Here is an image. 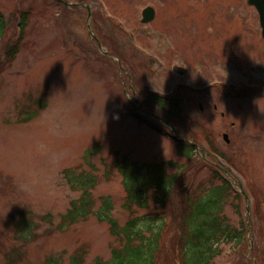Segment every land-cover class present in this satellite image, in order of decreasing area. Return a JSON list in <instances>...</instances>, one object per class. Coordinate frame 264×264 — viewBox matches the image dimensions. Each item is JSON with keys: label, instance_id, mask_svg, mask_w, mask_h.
I'll list each match as a JSON object with an SVG mask.
<instances>
[{"label": "rangeland", "instance_id": "obj_1", "mask_svg": "<svg viewBox=\"0 0 264 264\" xmlns=\"http://www.w3.org/2000/svg\"><path fill=\"white\" fill-rule=\"evenodd\" d=\"M79 1L96 13V23L89 22L93 33L98 32L106 47L118 49V55L97 51L85 26L84 10L65 8L55 0H0L5 23L0 38V264H41L58 255L66 264L79 248L86 253L85 264H93L97 258L109 261L111 251L120 248L107 224L94 216L57 230L59 217L81 196L64 179L66 170L96 176L95 211L100 198H109L111 217L119 226L132 217L159 215L169 236L155 264L180 260L172 209L189 195H206L222 177L234 189L228 193L223 216L236 231L246 229V224L251 230L239 245L220 244L221 254L212 264H264V42L256 12L245 1L239 5L238 0H218L233 19L232 27L226 42L210 36L205 44L203 37L194 36L198 34L191 20L195 12L187 0ZM150 3L157 5L158 17L144 25L141 13ZM192 5L206 12L218 9L213 0H195ZM23 15L21 40L10 62L5 54L19 36ZM231 39L240 46H233ZM236 56L240 86L211 89L212 99L220 103L219 112L226 114V126L232 128L234 123L235 135H229L226 144L218 137L220 116L207 113L208 103L195 99L196 90L204 94V85L196 82L201 80L199 74L203 80L210 71L228 68ZM177 65L190 71L186 80L178 81L171 73ZM179 85L186 92V120L172 118L175 113L166 114L155 103L164 99L175 107L174 90ZM124 91L144 111L165 118L179 137L183 128L212 134L219 153L231 158L232 178L204 163L198 152L189 161L182 158L169 128L137 112ZM31 112L35 115L26 121ZM125 158L139 165H165L166 173L177 179L164 215L153 205L148 211L123 209L125 193L116 163ZM236 181L250 200L247 216ZM21 225L31 227L35 236L31 242L15 238Z\"/></svg>", "mask_w": 264, "mask_h": 264}, {"label": "trees", "instance_id": "obj_2", "mask_svg": "<svg viewBox=\"0 0 264 264\" xmlns=\"http://www.w3.org/2000/svg\"><path fill=\"white\" fill-rule=\"evenodd\" d=\"M26 15L20 19V34L23 31ZM5 32V23L0 15V38ZM21 40V37L18 41ZM18 46L9 49L7 61L17 54ZM155 99V98H153ZM158 109L174 112L173 106L164 99L155 100ZM168 109V110H167ZM34 112L27 115L31 120ZM173 116L172 118H174ZM179 155L191 159L192 149L179 144ZM172 168L173 165L168 164ZM116 168L122 177V186L125 193L123 209L148 211L151 205L159 208L163 214L165 205L171 200L174 184L177 179L166 173L165 165L142 164L123 159L116 163ZM63 177L73 191H79L78 200L70 203L69 209L59 217L58 231H64L77 222L94 216L99 223H106L109 233L120 242V248L111 251L109 261L97 258L93 264H155L158 253L165 248L166 238L169 236L167 225L159 221V215L152 218L148 215L129 218L123 226L111 217L113 204L109 198H100V208L95 211V199L92 191L97 185L94 174L66 170ZM218 185H212L207 194L201 197L189 195L177 209H172L176 223L177 236L175 243L180 260L178 264H212L220 256V244H241L244 241L246 230L244 226L238 232L228 225L222 214L228 193H232L230 184L222 177L217 178ZM48 218L50 215L47 216ZM31 227L21 225L15 233V238L24 242L34 239ZM86 253L81 248L69 256L66 264H85ZM14 262V259H11ZM41 264H64L61 255L47 258Z\"/></svg>", "mask_w": 264, "mask_h": 264}, {"label": "flooded vegetation", "instance_id": "obj_3", "mask_svg": "<svg viewBox=\"0 0 264 264\" xmlns=\"http://www.w3.org/2000/svg\"><path fill=\"white\" fill-rule=\"evenodd\" d=\"M192 1H195V0H187L189 6L191 7V12H195L194 16H191V20L193 23V28L196 29L198 34H195L194 36L203 37L205 44L210 43V41H209L210 36L214 37V38L217 36H220V37H222L223 42L224 41L226 42L225 38L228 35V33H230V27H232L231 23H232L233 19L229 20V18L231 16H229V14L227 12H224L222 6H220V4L218 3V0H213L216 3V6L218 9L212 7V10L210 9L207 12H206L205 8H202V6H200L196 10L195 7L192 5ZM244 1H246V0H238L239 5H240V3L243 4ZM81 4H85V3H83V2H81L79 4H75V3L72 4L71 3V6L72 7L79 6L80 7L79 9L84 10V8H82ZM69 5L70 4H67L66 7H69ZM148 7L156 8V14L158 17L157 5L150 3L148 5ZM251 9H253V8H251ZM203 12L208 13L207 19L209 20V18H210V24H209L208 20L203 18V16H202ZM95 14H96L95 12H92V16H93L92 22L93 23H96V15ZM173 14H178V11L173 9ZM205 17H206V15H205ZM94 30L96 31V29H94ZM176 30H177V28H176ZM97 33L96 34L93 33L97 37L98 42L100 43V45H98V44L96 45L97 51L99 53L104 54V55L118 54L119 50L118 49L114 50L113 47H106L108 44L102 38L100 39V36H99V34L97 35ZM129 37L131 39V35ZM230 43L233 46H236V45L240 46V42H238V41L236 42L234 40L232 41V39L230 40ZM238 60H239L238 56L232 58L231 62L228 63V68H225L224 70H221V71L216 70V73H214V74H212L210 71L209 73L205 74V77L203 80H202L203 75L199 74L201 80L198 79L196 82L197 84L204 85V88L202 89L204 94L201 95L199 93L201 90H196V91H198V93L196 94L197 96L195 97V99L198 101L203 100V101L208 103L207 104V110H208V108L210 110H208L207 113H209V111H212V113L218 114L220 116V119L222 120L223 125H222V127L218 133V137H222V139L224 136H227V138H228L229 135L234 137L235 134L231 131L232 128L234 127V123H231L232 128H228L226 126V122H225V121H227L226 114L224 112H219L220 103H218L217 100L215 101L212 99L211 89L216 88L217 90H219L222 87H239L240 86L238 83V78L241 77V75H240L241 70H240L239 65H238ZM228 71H230V74L228 73ZM189 75H190V71L188 70L187 76L184 78L178 77V81H181L182 79L186 80V78L189 77ZM179 87H180V85L177 86L174 90V97H175L174 101H175L177 108L179 109L181 106L183 112L186 113V108H185V106H186L185 101H187L185 99L186 92H181ZM196 91H194V92H196ZM194 92L191 94H195ZM232 94L235 95L234 92ZM198 110L200 112H203V107L199 102H198ZM186 114H188V113H186ZM205 131L206 130H204V131L199 130L197 133H191V130H190L187 133L188 139L184 138L186 133H184V134L181 133L182 135L180 137H179V135L175 134V138L179 142L182 141L183 143H185L187 145L198 148L200 151V154L202 155V159L204 162H207L211 166H213V167H215L221 171L225 170V169H223V164L218 160V156L213 153V151L219 152L216 149V146L214 145L213 141L211 139L207 140V138H204ZM195 135H197V136L195 137ZM228 140H229V138H228Z\"/></svg>", "mask_w": 264, "mask_h": 264}, {"label": "water", "instance_id": "obj_4", "mask_svg": "<svg viewBox=\"0 0 264 264\" xmlns=\"http://www.w3.org/2000/svg\"><path fill=\"white\" fill-rule=\"evenodd\" d=\"M247 4L249 6H253L259 15V24H260V28H261V35H262V38L264 39V0H247ZM142 17H143V20H142L143 24L151 22L154 18L153 10L150 8L145 9L142 13ZM172 73L179 76V77H182L186 74V71L183 70L182 68L178 67V66H173ZM138 110H139V108H138ZM154 117L159 120L158 117H156V116H154ZM225 140L227 141L226 137H225ZM241 195L243 196L244 200L246 201V204L248 205L247 197L245 196V194L243 192H241ZM246 211L248 212V208H246Z\"/></svg>", "mask_w": 264, "mask_h": 264}]
</instances>
